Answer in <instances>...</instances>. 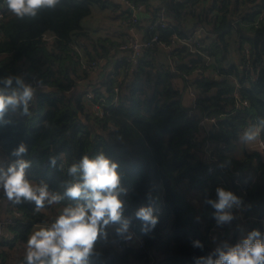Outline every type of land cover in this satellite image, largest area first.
Returning a JSON list of instances; mask_svg holds the SVG:
<instances>
[{"label": "trees", "instance_id": "obj_1", "mask_svg": "<svg viewBox=\"0 0 264 264\" xmlns=\"http://www.w3.org/2000/svg\"><path fill=\"white\" fill-rule=\"evenodd\" d=\"M131 1L146 4L150 21L165 10L168 26L157 27L149 36L157 35L170 46L175 65L160 59L159 46L146 52L134 70L126 58L118 57L125 40L98 35L92 22L98 8L117 7L111 0H62L55 10L24 20L0 0V75L43 81L30 115L10 113L6 118L11 123L0 126V163L14 160L12 151L24 143V158L32 161L29 179L63 195L71 164L85 154L103 152L119 165L127 190L121 197L124 215L132 218L130 231L141 236L144 248L118 249L122 238L113 226L107 229V239L95 244L98 255L91 264H196V258L210 254L218 243L241 241L243 221L261 232L264 151L245 150L239 138L264 118V0ZM176 36H193L200 46L190 48ZM94 60L105 63L98 82L82 68L83 62ZM177 79L184 88L176 85ZM83 81L92 86V98L80 90ZM188 89L197 95L195 107L184 103ZM203 116L215 117L216 123L199 141ZM260 139L264 142V133ZM207 143L218 162L202 150ZM238 147H243L240 155ZM53 156L55 167L49 164ZM217 187L242 200V219L233 208L231 224L216 225L205 199H216ZM74 203L64 198L46 203L42 211L34 202L13 204L0 191V218L4 211L21 213L7 230L12 238L0 237V264H20L25 254L12 257V248L25 244L36 226L53 222L63 207ZM149 203L158 223L145 233L134 212ZM219 227L223 231L213 240L210 233ZM197 240L202 250L193 247Z\"/></svg>", "mask_w": 264, "mask_h": 264}, {"label": "clouds", "instance_id": "obj_2", "mask_svg": "<svg viewBox=\"0 0 264 264\" xmlns=\"http://www.w3.org/2000/svg\"><path fill=\"white\" fill-rule=\"evenodd\" d=\"M8 10L18 19H35L43 10H55L62 0H5ZM42 80L26 82L22 75H0V126L11 123L6 117L11 114L30 115V106L36 98ZM264 133V118L250 125L240 136L245 145L256 142ZM14 160L0 163V191L13 204L34 202L36 209L45 204H58L64 198L75 201L63 207L50 224L33 231L26 241L23 264H91L98 253V239H107V229L115 227V233L125 242L133 239L130 231L132 218L124 215L122 196L127 190L122 186L118 163L101 152L95 157L85 154L71 164L63 183V195L50 191L45 182H35L28 177L32 161L24 158L28 147L21 143L11 153ZM51 167L57 164L56 157L49 158ZM216 199L206 198L205 203L213 210L217 226L231 224L235 219L233 208H240L242 200L232 191L216 188ZM151 201V195L149 194ZM152 203L141 206L134 218L142 222V231L147 233L158 223ZM193 247L203 249L200 241ZM196 264H264V236L258 230L251 231L235 245L222 241L207 256L196 258Z\"/></svg>", "mask_w": 264, "mask_h": 264}, {"label": "built area", "instance_id": "obj_3", "mask_svg": "<svg viewBox=\"0 0 264 264\" xmlns=\"http://www.w3.org/2000/svg\"><path fill=\"white\" fill-rule=\"evenodd\" d=\"M126 7L129 9V15L124 20L123 24L128 26L129 28H135L138 27L142 21L141 16L144 14H148L147 6L145 3L142 2H134L131 0H121ZM149 15V14H148ZM150 16V15H149ZM1 17V12H0ZM169 17L166 14L165 10H159L156 13V18L153 21H150L148 23L147 27V35L146 38H139L137 35L134 37H129L120 47V52L123 54L122 58H126V60L132 65V70L136 69L139 65L140 60L145 55L146 52H148L150 49L154 48L155 46L164 47L166 49H170V46L166 43H163L159 40V37L157 35L149 36V33L152 34L157 27L166 28L168 26ZM202 29H199L198 33H200ZM196 36V35H195ZM177 38V36H176ZM178 41L182 44H185L189 46L190 48H195L196 46H200L199 43L196 42V38L191 36L188 38L180 39L177 38ZM49 40V39H48ZM101 60H94L90 64H86L83 62V69H87L90 72H98L101 68ZM117 91V88H116ZM192 94L194 95L195 102L193 107L196 105V99L197 95L194 93V90L191 89ZM88 98L93 97V93L89 91L87 93ZM95 109L98 112V115L103 116L104 112L100 109L99 105H95ZM195 113V112H194ZM192 112V114H194ZM206 123L214 124L216 123L215 117L210 116H203L200 121V127L205 125ZM262 153L264 151V142L259 138L258 141V148ZM202 150L206 153L208 159L213 162H218V158L216 157V154L214 153V150L212 149V146L210 143H207L206 146L202 148ZM123 201H125V198H122ZM239 212V215H243L245 211V207L241 206L240 208H236ZM161 208H158L156 211L157 213L161 212ZM21 216V213L17 210H14V212L11 214L7 212V216L5 218H0V237H3V235H8L9 239L12 237L10 236V233L7 231L8 228L11 225L15 224V217ZM223 229L221 227L215 228L211 233L210 237L215 240L216 235L220 232H222ZM134 233L133 239L129 242H125L122 239V242H120L117 247L120 250H123L124 248H130L133 246H136L140 249L144 248V242L140 235H138L136 232L131 231ZM261 234L264 236V219L261 220ZM1 262V260H0ZM156 261H152L150 264H159Z\"/></svg>", "mask_w": 264, "mask_h": 264}, {"label": "crops", "instance_id": "obj_4", "mask_svg": "<svg viewBox=\"0 0 264 264\" xmlns=\"http://www.w3.org/2000/svg\"><path fill=\"white\" fill-rule=\"evenodd\" d=\"M111 1H113L117 7H115L114 5H109V6H105L102 9L98 8L97 11L95 12V14L99 17L98 20L100 24H99L98 29H101L100 32L105 33V36L108 35L110 38H113L116 40H123V41L124 40L126 41L129 37H134L136 35L139 38H146L147 27H148V23L150 22L149 15L144 14L141 16L142 21L138 27L129 28L128 26L123 24L124 20L127 18V16L130 13L129 9L126 7V5L121 0L118 3L116 2V0H111ZM158 53H159L161 60H164L167 63H171L175 65L176 60H173V58L169 55V52L166 48L158 47ZM118 57L122 58L123 54L120 52L118 54ZM104 64L105 63L103 60L101 62V68L98 72H94V73L90 72V79H92L94 82H98L103 78L102 67L104 66ZM131 77H132V74H130V77L126 79V82H128ZM176 85L180 87L181 89L184 88L183 80L177 79ZM91 87L92 86L88 85L87 81H83L82 83H80V86H79L80 90L82 91H89ZM194 102H195L194 95L192 94L191 89H188L184 96V103L188 107L191 108L193 107ZM212 128H213V124L211 123H206L205 125L200 127V131L198 132L199 141H202L208 135V132L212 130ZM258 141L259 139L257 140V143ZM255 143L256 142H254V144ZM244 149H246L247 151H250V149H248L246 145ZM242 150H243V147H238L235 150V152L237 153V155H240ZM204 156H205L204 158H206V155ZM4 205L6 206L7 203H5ZM244 215H245L244 213L243 215H241V219L244 217ZM6 216H7V212L4 211L1 218H5ZM242 226H243V223H242ZM253 230L252 228H248V229L246 228V230H243V231L248 235Z\"/></svg>", "mask_w": 264, "mask_h": 264}, {"label": "rangeland", "instance_id": "obj_5", "mask_svg": "<svg viewBox=\"0 0 264 264\" xmlns=\"http://www.w3.org/2000/svg\"><path fill=\"white\" fill-rule=\"evenodd\" d=\"M92 22H93V28H95V29H97V33H98V35H104L105 36V33H103V32H100L101 31V29H98L99 28V24H100V22H99V20H98V16L96 15L94 18H93V20H92ZM195 93V92H194ZM196 94V93H195ZM247 146V148L248 149H250V150H253V149H256V148H258V143H257V141H256V143L254 144H251V145H246ZM240 150V149H239ZM246 150V149H245ZM241 151V150H240ZM54 209H56V210H58V206H56V208H54ZM47 209L46 208H42V211H46ZM61 212V211H60ZM48 213H49V211H48ZM53 212H51V214H52ZM243 223V226H242V224H241V231H240V239L242 240V239H244V238H246V236H247V234L243 231V230H246V228L248 229V228H251L250 227V225L248 224V221L246 222H242ZM50 224V223H49ZM41 226H44V225H39V226H36L34 229H33V231H35V230H37L39 227H41ZM25 250H26V243L25 244H22L21 242H18L16 245H15V247L14 248H12V250H11V256L12 257H19V255H21L22 253H24L25 254ZM22 252V253H21Z\"/></svg>", "mask_w": 264, "mask_h": 264}, {"label": "water", "instance_id": "obj_6", "mask_svg": "<svg viewBox=\"0 0 264 264\" xmlns=\"http://www.w3.org/2000/svg\"><path fill=\"white\" fill-rule=\"evenodd\" d=\"M120 0H116V2L118 3ZM24 261V260H23ZM23 261L20 264H23Z\"/></svg>", "mask_w": 264, "mask_h": 264}]
</instances>
